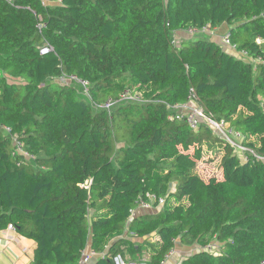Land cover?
I'll return each mask as SVG.
<instances>
[{
  "label": "trees",
  "instance_id": "16d2710c",
  "mask_svg": "<svg viewBox=\"0 0 264 264\" xmlns=\"http://www.w3.org/2000/svg\"><path fill=\"white\" fill-rule=\"evenodd\" d=\"M59 1L0 0V231L36 244L30 264L86 249L164 264L178 244L201 248L178 264H264V0ZM223 26L260 62L195 38ZM191 99L243 136L245 161L205 123L169 119ZM203 152L219 178L198 174ZM147 195L164 205L145 212Z\"/></svg>",
  "mask_w": 264,
  "mask_h": 264
},
{
  "label": "built area",
  "instance_id": "2783aa9c",
  "mask_svg": "<svg viewBox=\"0 0 264 264\" xmlns=\"http://www.w3.org/2000/svg\"><path fill=\"white\" fill-rule=\"evenodd\" d=\"M4 2H6L7 4H13L15 3L16 0H3ZM42 2L43 5H55L58 4L60 1L59 0H40ZM39 29L43 28V26H39ZM208 31V30H205ZM193 33V32H192ZM208 33H211L208 31ZM218 44L224 49V50H228L230 52V54L234 55L235 57H237L238 59H242L244 61H246L247 63H251L252 65H256L257 63L260 62L259 58L253 59L250 57H247V54L245 52H241L239 53L236 49V47L230 42V33H225L222 37H219L218 39ZM261 41L257 40V44H260ZM52 49L50 47L44 46L42 48H40V54L41 55H46L49 52H51ZM76 81L78 84H80L82 86V88L84 89L86 95L88 93V84L84 81H79V80H74ZM141 96L138 93H133L131 94L130 92H125V94H123L121 96V99L119 102H133V103H141ZM117 102H108L105 105V108L107 110H111L115 105H117L119 103ZM175 115L174 116H170L169 119H176L179 121H185L189 128L191 130H196L200 123H205L206 125H208L212 131L218 135L221 139H223L224 141L228 142L229 145L232 147V149L234 150L233 147H235L234 143H232L230 140L225 139V137L223 136L224 134L226 136H234V139H239L241 140V143L243 145V136L241 134H239L238 132L234 131L233 129L229 128V126L223 122H216L213 121L211 119H209L208 117H206L203 114V111L199 108V106L197 105V103L195 102V100L191 99L189 101V103H187L186 105H182V106H177V107H172ZM4 131L6 133H9V130L4 129ZM14 145L15 147H17V150L20 151V145L16 143V137L14 136ZM236 150V149H235ZM239 151H242L243 155H245L246 152H249L252 154L251 151H249L247 148H245V146L243 145L242 148L238 149ZM20 153V152H19ZM27 158H30L29 156H27L26 154H24ZM246 159V156H245ZM147 202H143L140 201L139 202V207L142 210L145 209H153L155 202L154 201H158L160 206H163L165 203V200L163 198L161 199H157L155 196H151V195H147ZM16 230L14 228L13 225H8L7 228L3 231L4 234H6L5 236L7 237L8 240H10V234L11 233H15ZM173 252H175L174 250H170L166 259H169L170 255L173 254ZM100 257V255L96 254L95 252L86 249L84 252H82L81 258L78 262V264H90V262L92 260H94L95 258L98 259ZM144 260H142L140 263H132L129 262L126 258H123L122 256L118 255L116 257H114L112 259V264H144L143 262Z\"/></svg>",
  "mask_w": 264,
  "mask_h": 264
},
{
  "label": "rangeland",
  "instance_id": "374dc122",
  "mask_svg": "<svg viewBox=\"0 0 264 264\" xmlns=\"http://www.w3.org/2000/svg\"><path fill=\"white\" fill-rule=\"evenodd\" d=\"M216 35H217V33H215V32L208 33V31H203L202 33L196 34L195 38L199 37L201 39L210 40V39H212V37L214 39V37H216ZM191 36H193V35H191ZM176 39L177 40H181V38H179V37H176ZM61 82L62 81H60V83ZM62 84H65V85L69 84L70 85L69 82L68 83L67 82H62ZM83 98L85 100H88L87 97H83ZM223 136L225 137V139L228 138V140H230L232 143H234L235 147H233V148H234V151H235L236 155H238V157H239V159L241 161H245V155L242 154L243 153L242 151L238 150L239 148L243 147V145L241 143V140H239V139L235 140L234 139L235 135H232V136L228 137V136H226L224 134ZM191 155L193 157H195L193 151H191ZM219 157H220V155H217L215 153L210 154L209 152H203L202 155H201V158L199 160H197V172L204 180L208 179V177H217V178L220 177ZM151 211H152L151 209H145V212H147V213L151 212ZM214 247H216L215 243L214 244H210L207 247V250L213 251V253H214V251H216L215 250L216 248H214ZM200 249L201 248H199L197 245H193V246H190V247H183V246H180L178 244L177 245V250L173 249L175 252H173V254L170 255L169 259L165 260L164 264H178V263H180V261H182V259H184L188 255L196 253ZM125 258L128 260L129 256L126 255ZM142 259L146 260L147 257L143 255Z\"/></svg>",
  "mask_w": 264,
  "mask_h": 264
},
{
  "label": "crops",
  "instance_id": "0c3cea01",
  "mask_svg": "<svg viewBox=\"0 0 264 264\" xmlns=\"http://www.w3.org/2000/svg\"><path fill=\"white\" fill-rule=\"evenodd\" d=\"M228 29L227 26H223L222 28L210 31L217 33L216 37H214V39L212 37L210 40L218 44L217 39L222 37L225 33H229ZM185 39L188 38L186 37ZM4 230L0 231V264H30L36 244L32 240L20 236L17 232L11 233V239L8 240L5 236L6 234L3 233ZM96 261L97 259L95 258L90 264H95Z\"/></svg>",
  "mask_w": 264,
  "mask_h": 264
}]
</instances>
